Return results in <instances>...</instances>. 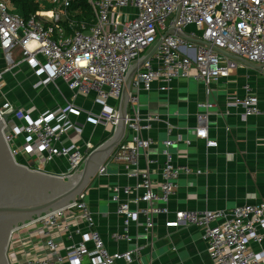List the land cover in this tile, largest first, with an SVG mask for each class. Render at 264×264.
<instances>
[{
	"label": "built area",
	"instance_id": "built-area-1",
	"mask_svg": "<svg viewBox=\"0 0 264 264\" xmlns=\"http://www.w3.org/2000/svg\"><path fill=\"white\" fill-rule=\"evenodd\" d=\"M37 1L42 6L49 3L50 9H41L25 21L14 13L8 0H0V48L6 63L0 71V91L4 75L15 66L25 64L40 79L35 88L59 79L71 92L95 96L101 111L89 113L87 119L95 126L115 127L125 76L130 66L149 54L159 39L160 44L132 80L137 90L166 92L171 82L188 77L194 70V78L202 80L209 92L213 80L227 78L237 68L225 54L264 65V0H87L94 17L92 25L68 19L67 11L75 0ZM64 20L70 29L68 34L61 24ZM190 26L197 32L186 33L189 40L168 32L174 27L185 33ZM17 49L21 55L18 63L13 59ZM136 99L130 95L129 104ZM110 100L116 104L108 105ZM230 105L242 108L245 119H264V110L251 95L233 98ZM198 108L202 111L197 116V136L205 140L207 148H216L217 143L207 136L206 110L211 105L199 104ZM33 113V108L15 109L0 100V121L12 157L16 161L19 159V164L39 172H44V167L54 159L62 158L68 170L60 177L77 173L94 147L86 145L87 151L81 152L75 144L65 145L69 131L81 135L83 129L70 120V115L79 114L74 103L67 102L63 107L35 117ZM6 115L9 118L4 120ZM151 121L137 112L128 113L127 137L119 145L115 161L137 166L139 150H146L150 145L141 133L150 130ZM163 145L167 150L173 142L167 140ZM22 157L27 161L23 162ZM28 161L33 164L29 165ZM104 172L105 167H101L98 175ZM189 173V167L174 166L172 156L166 151L158 184L151 181L147 171L134 174L139 178L134 190L140 194L126 202L120 201V194L130 196L129 188L112 189L117 215L128 225L137 221L140 213L145 216L146 226L151 228L152 216L168 214L178 178ZM139 202L157 206L149 211H132L130 204ZM68 211L75 212L89 228L90 248L86 242H79L60 249L49 237L52 230L62 233L70 230L75 218H67ZM93 219L81 195L67 208L21 226L20 229L40 226L47 235L42 255L25 256L22 264H80L85 256H92L94 264L131 263L133 252L110 253L106 249L98 232L91 229ZM181 226L195 227L203 232L208 242L209 264H264V251L258 255L249 248L250 243L261 241L258 230L264 228V201L238 206L228 212L178 211L165 223L166 228ZM114 239L129 240L128 236L118 234ZM13 261L19 262V259L15 257Z\"/></svg>",
	"mask_w": 264,
	"mask_h": 264
},
{
	"label": "crops",
	"instance_id": "crops-1",
	"mask_svg": "<svg viewBox=\"0 0 264 264\" xmlns=\"http://www.w3.org/2000/svg\"><path fill=\"white\" fill-rule=\"evenodd\" d=\"M50 7L47 3L44 10ZM195 31L190 26L184 34ZM225 56L232 59L237 68L227 78L213 80L209 92L202 80L194 78V70L188 77L171 82L166 92L156 89L143 92L137 90L132 81L129 94L137 99L129 104L128 113L137 112L152 120L150 130L141 133L150 145L146 150H139L136 167L112 158L104 165L105 172L97 174L83 194L94 218L91 229L98 232L106 249L110 253L133 252L131 263L118 264H209L208 242L200 229L191 226L166 228L165 223L178 211L228 212L238 206L264 201V119H245L242 108L230 105L233 98L251 95L258 107L264 110V65L252 64L229 54ZM13 57L16 63L20 61L18 49ZM5 66L0 48V71ZM39 80L25 64L15 66L3 77L0 100L10 103L15 109L33 108L32 117L73 102L79 114L70 115V120L83 129L81 135L69 131L65 145L75 144L81 152L87 151L86 145L95 148L111 135V126H95L87 120L89 113L101 111L95 96L71 92L59 79L35 88ZM204 103L211 105L206 110L207 136L217 143L216 148H207L205 140L197 136V116L202 111L198 105ZM115 104L114 100L108 102L110 106ZM118 106L119 103L117 109ZM167 140L173 145L166 150L163 143ZM166 151L172 156L174 166L190 169L189 174L181 175L176 181L168 214L152 216L151 228L146 226L145 216L140 213L137 221L125 225L123 217L116 213L117 205L112 202V189L129 188L130 196L120 194V201L126 202L140 194L134 190L139 179L134 174L147 171L151 181L158 184ZM22 160L25 162L27 158L22 157ZM28 164L33 162L28 161ZM67 170V162L62 158L54 159L43 169L45 173L57 176L66 174ZM156 206L140 202L130 204L131 210L136 212L149 211ZM65 215L75 218L70 230L66 233L52 230L49 237L60 249L79 242H86L90 248L87 241L89 228L84 221L73 211ZM258 232L260 243H250L249 248L259 255L264 251V228H259ZM115 234L128 236L129 240L116 241ZM46 239L47 235L40 226L19 228L13 232L7 249L10 264H22L25 256L42 255ZM15 257L19 262L13 261ZM80 264H94V258L85 256Z\"/></svg>",
	"mask_w": 264,
	"mask_h": 264
},
{
	"label": "water",
	"instance_id": "water-1",
	"mask_svg": "<svg viewBox=\"0 0 264 264\" xmlns=\"http://www.w3.org/2000/svg\"><path fill=\"white\" fill-rule=\"evenodd\" d=\"M168 32L188 40L174 27ZM160 42L161 39L149 54L130 66L119 99L117 124L105 141L87 153L81 169L70 177L39 172L19 164L10 153L3 135V122L0 121V264H9L7 247L14 231L76 202L91 185L99 169L114 158L119 145L127 137L126 118L133 77ZM3 118L7 120L9 115Z\"/></svg>",
	"mask_w": 264,
	"mask_h": 264
},
{
	"label": "trees",
	"instance_id": "trees-1",
	"mask_svg": "<svg viewBox=\"0 0 264 264\" xmlns=\"http://www.w3.org/2000/svg\"><path fill=\"white\" fill-rule=\"evenodd\" d=\"M15 13L19 15L23 20H28L31 16L45 6L40 5L37 0H8ZM68 19H74L76 21H85L92 25L94 23V17L92 10L88 4L87 0H75L67 11ZM62 26L64 27L66 34L69 33L67 22L62 21Z\"/></svg>",
	"mask_w": 264,
	"mask_h": 264
},
{
	"label": "rangeland",
	"instance_id": "rangeland-1",
	"mask_svg": "<svg viewBox=\"0 0 264 264\" xmlns=\"http://www.w3.org/2000/svg\"><path fill=\"white\" fill-rule=\"evenodd\" d=\"M46 5H47V4H45V6H46ZM169 20H170V19H168V20H167L166 24H168V23H169ZM17 161H19V159H18Z\"/></svg>",
	"mask_w": 264,
	"mask_h": 264
}]
</instances>
